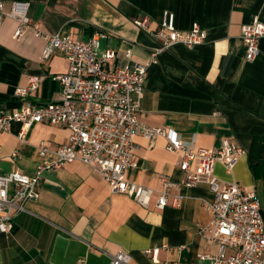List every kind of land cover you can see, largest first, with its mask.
Listing matches in <instances>:
<instances>
[{"label": "crops", "instance_id": "0c3cea01", "mask_svg": "<svg viewBox=\"0 0 264 264\" xmlns=\"http://www.w3.org/2000/svg\"><path fill=\"white\" fill-rule=\"evenodd\" d=\"M30 15L45 31H63L73 39H87L105 31L103 49L117 52L121 66L147 63L161 40L140 29L135 19L149 16L155 29L165 11L175 15L178 29L198 22L206 40L188 48L175 44L162 51L149 67L139 116L145 123L167 127L194 146L219 147L231 139L247 150L232 173L217 165L222 185L238 182L254 187L264 203V37L255 60L246 59L242 26L259 15L264 0H29ZM15 21L7 19L0 31V115L21 104H45L59 98L61 84L53 75L64 73L66 57L54 53L41 59L45 40L32 30L15 39ZM132 52L131 59L128 52ZM29 75H40L39 88L20 98ZM20 123L0 129V174L19 171L32 175L40 160L39 145L52 151L68 143L70 131L47 122L33 124L21 142ZM138 166L127 179L153 189L149 204L113 191L87 163L74 160L46 172L38 181L40 198L25 204L9 236L0 237V264H111V256L127 251L130 264H211L200 254L215 253L216 244L203 238L200 227L212 221L204 201L214 193L206 183L181 187L180 205L160 208V175L173 181L184 177L179 154L167 149V139L135 138ZM54 161V152L47 155ZM159 248L157 261L146 251Z\"/></svg>", "mask_w": 264, "mask_h": 264}, {"label": "built area", "instance_id": "2783aa9c", "mask_svg": "<svg viewBox=\"0 0 264 264\" xmlns=\"http://www.w3.org/2000/svg\"><path fill=\"white\" fill-rule=\"evenodd\" d=\"M29 0H0V31L7 19L15 21V39L32 30L36 37L45 40L41 59L47 61L56 53H62L69 66L64 73L53 75L61 84L59 98L45 104H26L0 115V129L10 131L13 123H20L17 138L24 142L28 130L35 123L47 122L69 129L68 143L52 151L41 143L40 160L32 175L19 171L0 174V237L9 236L15 217L27 211L28 201H37L40 192L38 181L46 172L61 168L68 162L80 160L90 165L115 192L124 193L143 206L149 204L153 189L127 179V172L138 166L135 158V138L143 135L151 141L158 137L167 139V149L179 154L178 165L183 172L181 181H173L167 174L160 175V196L157 204L164 208L172 189L176 190L173 205L181 203V187H194L200 183L209 185L214 193L212 201H204L211 212L212 221L200 227L209 244H216L215 253H203L201 261L211 264H264V203L254 187L238 182L222 185L216 173L222 165L232 173L236 164L247 154L239 143L224 139L219 147L194 146L184 141L167 127L154 126L141 120L139 113L149 67L157 63L159 54L175 44L194 48L202 44L207 31L198 22L189 30L178 29L175 15L165 11L155 29L149 25V16L134 20L142 30L161 40L147 63L129 62L121 66L115 49H103L102 38L108 36L98 30L87 39H73L58 31L49 33L42 24L31 17ZM241 37L246 47V59L253 61L260 52L264 37V20L256 15L242 26ZM131 59L132 52H128ZM28 85L16 87L20 98L36 91L42 81L40 75H29ZM54 152L57 159L50 161L47 155ZM1 251V245H0ZM157 261L158 247L146 250ZM132 256L119 251L111 256V264H130ZM77 264H84L81 259Z\"/></svg>", "mask_w": 264, "mask_h": 264}]
</instances>
